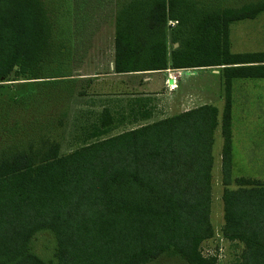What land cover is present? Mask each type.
I'll return each mask as SVG.
<instances>
[{"label":"trees","instance_id":"16d2710c","mask_svg":"<svg viewBox=\"0 0 264 264\" xmlns=\"http://www.w3.org/2000/svg\"><path fill=\"white\" fill-rule=\"evenodd\" d=\"M264 0L222 6L197 0H124L114 15L113 70L218 67L222 109L202 104L115 133L124 117H149L140 98L126 116L102 107L74 115L72 145L39 135L0 150V264H145L176 256L211 264L199 252L209 219L213 133L219 126L220 232L239 242L231 264H264V177L232 173L231 81L264 76V51L232 52L229 24L251 19ZM178 28L168 49L165 23ZM42 0H0V85L44 79L52 54ZM66 114L64 113V116ZM138 115V117H137ZM76 117V118H75ZM53 237V260L32 250Z\"/></svg>","mask_w":264,"mask_h":264},{"label":"rangeland","instance_id":"374dc122","mask_svg":"<svg viewBox=\"0 0 264 264\" xmlns=\"http://www.w3.org/2000/svg\"><path fill=\"white\" fill-rule=\"evenodd\" d=\"M124 0H42L49 20L51 30L52 54L48 60L42 62L44 75L48 76L56 70L67 74L65 77H47L44 79H25L12 77L0 85V150L7 145H24L29 139L43 135L59 141V153L63 154L73 148L72 123L76 110L87 108L89 100L104 99V89L94 84L87 77L77 76L76 67H81L82 56L92 40L91 27L103 21L106 31L97 37L96 41H103L110 45L108 28L114 21L116 9ZM201 3L217 2L222 6H241L245 2L255 0H197ZM263 1V0H258ZM178 28L173 20L165 23L166 44L168 49L174 46L171 34ZM229 44L232 52H249L264 50V11L253 19L234 21L229 24ZM89 41V43H88ZM175 47V46H174ZM209 69L186 68L181 71L180 88L191 85H205L207 92H216L212 104L218 109V116L222 109V98L218 97V75H212ZM210 70V71H209ZM55 74V73H54ZM159 76V74H158ZM212 76L214 80H212ZM201 77V78H200ZM96 78V77H95ZM195 78H199L195 80ZM263 88L248 96H236V103L232 105V141L234 154L232 173L258 178L264 177V81ZM165 88H159L150 96L140 95L143 106L150 113V119L156 120L169 116L167 110L168 99L164 95ZM136 88L123 92L122 96L110 97L117 99L122 105L132 99L130 94H138ZM155 93V94H154ZM212 93V94H213ZM85 94L86 96H76ZM100 96H93V95ZM141 94V93H140ZM133 97V98H134ZM118 103V104H120ZM85 104V105H84ZM116 108L117 104L115 105ZM97 106H95L96 108ZM64 113L66 114L64 116ZM127 108L117 110V117L126 116ZM138 117V115H137ZM76 118V117H75ZM129 118L120 120L116 128L110 133L128 129L137 124H131ZM237 125V129L234 127ZM256 145V151L251 152L252 159L245 161L244 152L249 144ZM221 137L219 126L213 133L212 143V181L209 219L212 226L210 237L220 234L222 222L221 185L219 172V151ZM248 156V155H247ZM249 157V156H248ZM246 157V159L248 158ZM242 159V160H238ZM209 239V238H208ZM204 241V240H203ZM202 243V242H201ZM32 250L45 260H53V237L47 231H39L32 238ZM201 246V244H200ZM199 246V247H200ZM240 243L225 242L224 264H231L239 253ZM145 264H186L176 256H160Z\"/></svg>","mask_w":264,"mask_h":264},{"label":"crops","instance_id":"0c3cea01","mask_svg":"<svg viewBox=\"0 0 264 264\" xmlns=\"http://www.w3.org/2000/svg\"><path fill=\"white\" fill-rule=\"evenodd\" d=\"M258 1V0H255ZM251 3H254L251 1ZM264 10L258 12L253 18H255L259 13ZM251 18V19H253ZM92 32V40L87 47L86 53L82 56L81 67H76V71L79 72L77 76L79 77H87L91 80L92 83L98 84L100 87L104 89L103 97L104 99L100 100H89L84 102L87 108L78 109L76 113L84 110H93L100 111L102 107H108L111 110H121L123 108H128L130 105L135 104V97L140 95L150 96L153 92L157 91L159 88L164 87V95L166 100L168 101L167 110H169L170 115L202 105V104H212V100L216 95V92H207L205 89V85L195 84L191 85L188 88H180V75L181 71H185L186 68H170L167 67L161 70H144V71H131V72H115L113 70V37H114V21L112 24L110 23V27L108 28V32L110 34V45H104L103 41H96L97 37L103 34L106 31L104 22L98 21V24H95L91 27ZM89 43V41H88ZM264 51V50H262ZM217 67V66H214ZM218 68V67H217ZM199 69V68H192ZM205 69H209L206 67ZM210 71V70H209ZM170 73L175 74L176 78L174 81V87L169 88L168 83L171 82L170 79L167 78V74ZM210 73L212 75H218V86L219 90L217 92L218 97L222 98V81L218 74L217 70H211ZM159 74V76H158ZM67 76V75H66ZM65 77V76H63ZM96 77V78H95ZM59 78V77H56ZM201 78V77H200ZM199 78H195L197 80ZM212 80H214L212 76ZM264 76L259 77H245V78H235L232 79L231 83V97H232V105L233 103L236 105V96L244 97L248 96L254 91L261 90L263 88ZM130 88H136L137 91H141L138 94H130L132 95V99L126 100L125 105H122L119 100L111 99L110 97H119L122 96L123 92ZM213 93V94H212ZM155 94V93H154ZM76 96H86L85 94H77ZM100 96V95H93ZM245 98V97H244ZM120 103V104H118ZM143 103V102H142ZM84 104V105H85ZM117 107L116 108V105ZM223 104V100H222ZM213 105V104H212ZM242 105V103L237 104ZM95 106H97L95 108ZM218 110V109H217ZM167 117V116H165ZM150 115L148 118L143 119L145 122H151L154 120L150 119ZM164 118V117H162ZM160 119V118H159ZM142 120V121H143ZM157 120V119H156ZM139 121H129L131 124H137ZM139 124V123H138ZM137 124V125H138ZM137 125H134L130 128H133ZM236 129L237 125L234 126ZM129 129V128H128ZM256 145L253 143L249 144V148L238 149L237 151L244 152L245 161H250L252 159L251 152L256 151ZM234 152V144L232 141V127H231V160H233ZM249 157H248V156ZM246 157H248L246 159ZM242 160V159H238ZM235 175V174H234ZM221 225V224H220Z\"/></svg>","mask_w":264,"mask_h":264},{"label":"built area","instance_id":"2783aa9c","mask_svg":"<svg viewBox=\"0 0 264 264\" xmlns=\"http://www.w3.org/2000/svg\"><path fill=\"white\" fill-rule=\"evenodd\" d=\"M167 78L171 80V82L168 83V87L173 88L176 75L168 73ZM225 242L227 243V240L221 233L215 235V237H209V239L207 238L202 241L199 252L202 257L212 259L211 264H224Z\"/></svg>","mask_w":264,"mask_h":264},{"label":"water","instance_id":"95a60500","mask_svg":"<svg viewBox=\"0 0 264 264\" xmlns=\"http://www.w3.org/2000/svg\"><path fill=\"white\" fill-rule=\"evenodd\" d=\"M177 45V43H174V46H176Z\"/></svg>","mask_w":264,"mask_h":264}]
</instances>
